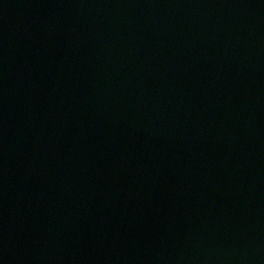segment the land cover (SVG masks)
<instances>
[{
    "label": "water",
    "instance_id": "obj_1",
    "mask_svg": "<svg viewBox=\"0 0 264 264\" xmlns=\"http://www.w3.org/2000/svg\"><path fill=\"white\" fill-rule=\"evenodd\" d=\"M0 264H264V0H0Z\"/></svg>",
    "mask_w": 264,
    "mask_h": 264
}]
</instances>
